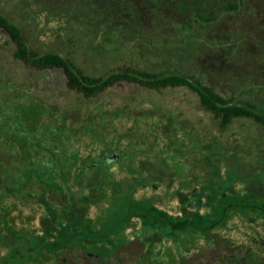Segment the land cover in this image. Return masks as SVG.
<instances>
[{
    "label": "rangeland",
    "instance_id": "rangeland-1",
    "mask_svg": "<svg viewBox=\"0 0 264 264\" xmlns=\"http://www.w3.org/2000/svg\"><path fill=\"white\" fill-rule=\"evenodd\" d=\"M0 12L89 75L183 73L254 114L222 124L183 84L121 79L86 95L0 30V264H264V210L249 206H264V0H0ZM31 103L44 110L26 127Z\"/></svg>",
    "mask_w": 264,
    "mask_h": 264
},
{
    "label": "trees",
    "instance_id": "trees-1",
    "mask_svg": "<svg viewBox=\"0 0 264 264\" xmlns=\"http://www.w3.org/2000/svg\"><path fill=\"white\" fill-rule=\"evenodd\" d=\"M0 30L10 36V38L16 43L17 48L15 55L22 57L25 61L31 62L38 68H54L60 67L63 69L68 77V85L83 91L86 95H94L108 85H111L116 80L125 79L128 81H136L142 85L150 86L154 88L164 86H174L178 84L188 85L195 90L201 100V103L209 110H212L214 114L220 118L222 124L227 123L232 117L241 115H254L251 112L252 106L245 102L244 104L236 103L232 98H225L215 92L213 88L202 83L197 79H190L183 73H166V72H152L138 67L122 66L117 69L108 71L102 75L94 76L85 73L76 63L68 56L62 55L54 51L39 52L34 48L28 46L26 43L24 34L17 24L8 19L3 13L0 12ZM44 110V107L37 103H31L25 107L22 111V122L26 125H34L36 123L37 115ZM258 118V116H255ZM28 122V123H27ZM27 127V126H26ZM25 127V128H26ZM180 200H182L180 198ZM249 206L264 210L263 207H257L252 204ZM183 210L186 212L188 206L182 205ZM233 219V215L229 217L222 215L223 225L229 226ZM51 231V230H50ZM80 233L76 231V234ZM48 235L52 236L53 231L48 232ZM85 241V238L82 239ZM81 239L78 245H84ZM55 250L61 249V247L69 246L64 244L63 241H52L51 245Z\"/></svg>",
    "mask_w": 264,
    "mask_h": 264
},
{
    "label": "water",
    "instance_id": "water-1",
    "mask_svg": "<svg viewBox=\"0 0 264 264\" xmlns=\"http://www.w3.org/2000/svg\"><path fill=\"white\" fill-rule=\"evenodd\" d=\"M116 158H117V155L116 154H112L106 159V161H110V160H113V159H116Z\"/></svg>",
    "mask_w": 264,
    "mask_h": 264
},
{
    "label": "flooded vegetation",
    "instance_id": "flooded-vegetation-1",
    "mask_svg": "<svg viewBox=\"0 0 264 264\" xmlns=\"http://www.w3.org/2000/svg\"><path fill=\"white\" fill-rule=\"evenodd\" d=\"M186 206H190V204L188 203ZM190 208V207H189Z\"/></svg>",
    "mask_w": 264,
    "mask_h": 264
}]
</instances>
